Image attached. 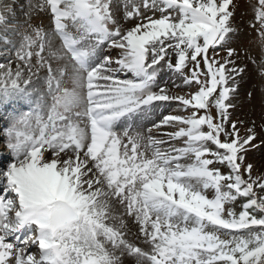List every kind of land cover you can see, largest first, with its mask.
<instances>
[{"label":"snow or ice","instance_id":"snow-or-ice-1","mask_svg":"<svg viewBox=\"0 0 264 264\" xmlns=\"http://www.w3.org/2000/svg\"><path fill=\"white\" fill-rule=\"evenodd\" d=\"M249 7L264 50V0ZM123 8L29 0L17 40L4 39L16 59L0 63V104L30 110L0 130L11 155L0 264H264V167L248 160L264 146V117L235 115L246 60L264 80V59L241 55L237 4ZM15 15L0 0V27ZM165 74L182 85L161 84ZM171 103L174 113L150 120Z\"/></svg>","mask_w":264,"mask_h":264},{"label":"rangeland","instance_id":"rangeland-1","mask_svg":"<svg viewBox=\"0 0 264 264\" xmlns=\"http://www.w3.org/2000/svg\"><path fill=\"white\" fill-rule=\"evenodd\" d=\"M120 4V12L123 14L124 8L123 5L125 0L117 1ZM129 3H132L133 0H128ZM135 3L140 4L141 0H134ZM237 4L236 11L234 13L236 22L241 24L243 27V31L241 34V41L243 44V48L245 51L241 52L242 57H252L259 63L261 59H264V50H262L257 41V34L252 32L250 29L247 28V22L252 19V10L249 7V0H235ZM151 15V13H149ZM33 24L34 25H41L43 27H50L49 20L47 16H34L33 17ZM58 46V45H57ZM108 49H105L107 52ZM248 67L250 69L249 74L244 78L241 82L240 88V95L236 101L237 108L235 111V115L238 116L241 120L251 121L254 120L256 124L259 126L262 122V117H264V80H262L259 74L255 70V65L252 64L250 60H246ZM55 66V64H54ZM168 75V74H165ZM121 78H128L121 74ZM171 81L165 82L164 79L160 81L161 84H166L169 88L173 87V81L175 84L182 85L181 80H176L174 76H170L169 78ZM179 94H183V91L179 88L175 89ZM248 93H252V96H249ZM26 107V105L24 104ZM169 108L166 110H162L160 115L153 119L152 121H158L162 118L163 115H167L170 113L175 112L176 104L171 103ZM164 108V107H163ZM26 111V108L24 109ZM151 120V119H150ZM9 123V119H8ZM148 126H151L150 124ZM2 127V129L6 128ZM1 129V130H2ZM169 129L165 128L162 131H168ZM259 131V127L257 129ZM3 142L6 144L5 138L3 137ZM257 144H260V141H257ZM248 160L255 164L257 168L264 167V146L260 147L259 150H253L249 153Z\"/></svg>","mask_w":264,"mask_h":264},{"label":"bare ground","instance_id":"bare-ground-1","mask_svg":"<svg viewBox=\"0 0 264 264\" xmlns=\"http://www.w3.org/2000/svg\"><path fill=\"white\" fill-rule=\"evenodd\" d=\"M161 113V112H160ZM129 264H134V262H132V261H129Z\"/></svg>","mask_w":264,"mask_h":264}]
</instances>
